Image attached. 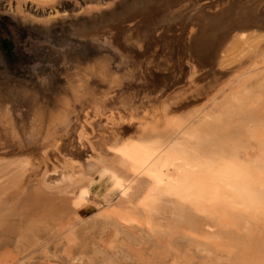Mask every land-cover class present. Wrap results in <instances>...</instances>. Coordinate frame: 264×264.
I'll use <instances>...</instances> for the list:
<instances>
[{
	"label": "rangeland",
	"instance_id": "374dc122",
	"mask_svg": "<svg viewBox=\"0 0 264 264\" xmlns=\"http://www.w3.org/2000/svg\"><path fill=\"white\" fill-rule=\"evenodd\" d=\"M139 1L0 0V28L3 22L9 24L12 33L10 41L13 42V46L8 48L0 29V113L7 116L11 134L18 136L16 142L24 144L23 149L28 152H24L25 155L21 153L24 156L0 160V264H264V232L241 231L229 237L226 234L224 238L228 243L217 247L210 245L211 249L205 245L211 251L207 253L202 251L204 245L201 247L200 242L196 244L179 232L161 231L158 228L164 215L161 209L145 218L137 217L136 223L123 222L119 218L121 215L111 212L118 205L124 186L139 181L146 184L148 179L143 173L135 178L132 177L135 175H129L122 186L105 189L101 181L93 178L95 164L97 160L113 159L111 150H105V147L112 140L120 142L128 136L121 132L125 124L132 123L135 129L130 134L142 138L165 136L167 128L162 121L163 111H160L159 103L141 100L138 107L132 106V111L122 117L124 120L121 123L117 118L114 124L89 118L80 138L85 146V158L74 159V166L64 161L61 149L54 150L31 131V127L38 121L40 124L41 119V124H44L52 116L60 114L64 101L71 99L70 92L80 78L78 76L88 74L89 70V73L97 72L103 66L108 75L118 77L132 69V60L115 48L109 39H98L94 35L89 37L87 33L104 26L112 18L120 17L124 8L126 12ZM17 4L20 10L15 9ZM189 10L182 8L177 19H182ZM255 14L259 21H264V0L211 1L199 10L194 28L181 38L179 49L185 51L191 45L190 49L196 51L199 57L208 47L204 42L209 41L218 30L226 24L236 23L243 15L254 17ZM212 18L216 23L212 22ZM215 39L209 42L210 45ZM243 39L245 41L239 36L230 38L224 53L216 57L211 66L194 62V71L189 73L192 80L169 98L166 105L175 110L178 108L177 114L185 113L194 106L201 107L202 95L219 81L232 79L240 60L246 59L253 46L264 43V26L248 29ZM173 50L174 42L170 41L163 55L171 56ZM256 86L254 84L249 91L243 92L248 94L244 99L247 105L244 111L239 112L238 102L233 101L235 113L228 120L230 134L239 135L233 134L235 129L232 128L236 127L245 144L252 142L250 134L253 128L264 127V88L261 87L260 91ZM259 92L262 101L255 108L254 105L248 106L247 103L252 104ZM208 107L210 110L213 108L211 112H217L216 104ZM248 111L252 114L254 111L255 116ZM61 154L69 158L63 150ZM22 169L28 171L23 173ZM22 174H25L24 177ZM20 177L23 179L20 180ZM104 212L112 216L107 220Z\"/></svg>",
	"mask_w": 264,
	"mask_h": 264
},
{
	"label": "bare ground",
	"instance_id": "6f19581e",
	"mask_svg": "<svg viewBox=\"0 0 264 264\" xmlns=\"http://www.w3.org/2000/svg\"><path fill=\"white\" fill-rule=\"evenodd\" d=\"M211 1L217 0H140L127 8L128 11L125 12L124 8L120 17L112 18L104 26L88 32L89 37L94 35L98 39H109L115 48L132 60V69L122 74V77L115 74L109 76L107 70L102 69L105 66L97 72L94 70L89 73V70L88 74H81L83 76H78L80 78L70 92L71 99L64 101L60 114L52 116L44 124H41V119L40 124L38 121L31 127V131L37 133L46 145H51L56 151L61 149L59 151L64 161L74 166V159L85 158V146L80 138L89 118L95 117L106 124H114L117 118L121 123L124 120L122 117L128 115L129 110L132 111V106L138 107L141 100L159 103L160 111H163L162 121L167 128L165 136L149 135L142 138L130 134L135 129L131 122L125 124L121 132L128 136L120 142L112 140L105 147V150H111L113 159L97 160L93 178L101 181L105 189H113L122 186L129 175H135L132 176L135 178L143 173L148 182L140 184L139 181L137 184L133 182L135 185L130 183L131 186H124L118 205L111 212L121 215L119 218L123 222L136 223L137 217L145 218L161 209L164 214L161 218L163 223L160 222L158 226L161 231L179 232L196 244L200 242L201 247L204 245L202 251L207 253L211 252L208 245L210 248V245L217 247L228 243L224 238L226 234L229 237L241 231L264 232V127L257 129V126L252 129V133L247 131L252 134V142L245 144L236 127L232 128L235 129L233 134L239 135L230 134L228 122L235 113L233 101L238 102L239 112L244 111V108L247 109L244 99L248 94L244 95L243 92L249 91V87L254 84L257 85L256 89L264 88V43L253 46L246 59L240 60L238 71H234L232 79L219 81L210 89L209 85V92L201 94V107L194 106L185 113L177 114L178 108L175 110L166 105L169 98L192 80L189 73L194 71V62L201 66L213 65L215 58L224 53L230 38L239 36V39L244 40L243 35L248 29L264 26V21H259L257 14L254 17L243 15L236 23L226 24L209 41H205L204 45L208 47L199 57L196 51L190 49L191 45H188V50L179 49L181 38L194 28L199 10ZM18 6L16 10H20ZM182 8L190 10L179 20L176 16ZM212 22L216 23L214 18ZM170 41L174 42L172 55H163ZM254 98V101H250L252 104H247L255 108L262 101V94L259 92ZM199 99L196 98L197 101ZM182 104L184 106L185 102ZM210 104L217 105L216 113L211 112L213 108L208 109ZM3 115L0 113V160L17 155L20 157L26 152L24 144L16 142L18 136L11 134L8 118ZM62 150L69 158L61 154ZM95 168L93 166V170ZM22 171L24 173L28 169ZM103 216L107 218L112 214L104 212Z\"/></svg>",
	"mask_w": 264,
	"mask_h": 264
},
{
	"label": "trees",
	"instance_id": "16d2710c",
	"mask_svg": "<svg viewBox=\"0 0 264 264\" xmlns=\"http://www.w3.org/2000/svg\"><path fill=\"white\" fill-rule=\"evenodd\" d=\"M2 18H4V17H2ZM8 25H9L8 23L3 22L0 29H1V31L3 33V35H5L4 37H5L6 42H8V45H9L8 48H11L13 46V42L10 41V39L12 38L11 37L12 33H11V29H9Z\"/></svg>",
	"mask_w": 264,
	"mask_h": 264
}]
</instances>
